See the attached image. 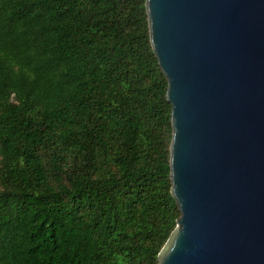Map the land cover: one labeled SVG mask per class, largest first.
<instances>
[{
    "label": "trees",
    "instance_id": "16d2710c",
    "mask_svg": "<svg viewBox=\"0 0 264 264\" xmlns=\"http://www.w3.org/2000/svg\"><path fill=\"white\" fill-rule=\"evenodd\" d=\"M145 0H0V264H157L180 216Z\"/></svg>",
    "mask_w": 264,
    "mask_h": 264
},
{
    "label": "water",
    "instance_id": "95a60500",
    "mask_svg": "<svg viewBox=\"0 0 264 264\" xmlns=\"http://www.w3.org/2000/svg\"><path fill=\"white\" fill-rule=\"evenodd\" d=\"M180 216L157 264H264V0H145Z\"/></svg>",
    "mask_w": 264,
    "mask_h": 264
}]
</instances>
